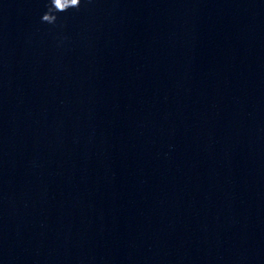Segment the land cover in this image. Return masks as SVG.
Returning a JSON list of instances; mask_svg holds the SVG:
<instances>
[{"label":"water","instance_id":"95a60500","mask_svg":"<svg viewBox=\"0 0 264 264\" xmlns=\"http://www.w3.org/2000/svg\"><path fill=\"white\" fill-rule=\"evenodd\" d=\"M0 0V264H264V0Z\"/></svg>","mask_w":264,"mask_h":264},{"label":"clouds","instance_id":"9594fccd","mask_svg":"<svg viewBox=\"0 0 264 264\" xmlns=\"http://www.w3.org/2000/svg\"><path fill=\"white\" fill-rule=\"evenodd\" d=\"M90 2V0H85ZM81 0H49L46 4L47 11L42 15L41 22L56 25L58 20L57 13L66 12L71 8L79 9Z\"/></svg>","mask_w":264,"mask_h":264}]
</instances>
